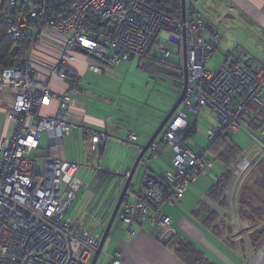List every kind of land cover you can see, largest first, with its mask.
Segmentation results:
<instances>
[{"label":"built area","instance_id":"built-area-1","mask_svg":"<svg viewBox=\"0 0 264 264\" xmlns=\"http://www.w3.org/2000/svg\"><path fill=\"white\" fill-rule=\"evenodd\" d=\"M149 1L0 0L8 34L15 40L26 36L31 42L22 60L0 67V94L7 99L2 108L12 124L10 134L0 138V264H92L99 249L103 234L93 228L102 224L96 215L87 210L85 217L92 224L68 216L82 184L80 165L65 158L64 139L81 130L84 149L99 151L110 137L71 111L74 98L81 94L71 64L81 58L98 73L101 68L91 63V57L115 65L155 53L159 61L154 67L161 63L179 78L177 89L182 92L185 51L188 86L182 104L195 115L205 109L213 112L218 123L209 127L210 143L215 146L227 131L239 129L259 143L252 155L232 162L235 176L228 184L229 168L223 165L224 194L234 195L239 178L264 159V139L252 133L264 126L256 123L264 108V63L237 49L225 53L217 71L210 70L208 62L220 33L203 0H186L185 19L182 13L173 16ZM50 35L56 42L46 39ZM171 43L182 55L179 65L167 60ZM54 78L66 83L64 92L51 87ZM188 129L190 124L179 112L163 130V140L173 152L168 175L172 194L167 198L171 205L215 166L206 150L192 151L184 145ZM43 136L49 141L46 155L41 154ZM128 140L139 154L143 152L137 134L131 133ZM149 149L154 158L157 144ZM144 163L143 157L140 165ZM163 186L146 176L137 201L124 198L117 218L129 226L149 219L161 230L162 239L173 238L172 218L152 204L163 200ZM106 264H123L121 253L115 250Z\"/></svg>","mask_w":264,"mask_h":264},{"label":"crops","instance_id":"crops-1","mask_svg":"<svg viewBox=\"0 0 264 264\" xmlns=\"http://www.w3.org/2000/svg\"><path fill=\"white\" fill-rule=\"evenodd\" d=\"M203 5L214 18L212 23L220 33L216 51L221 50L226 53L242 49L264 63V0H203ZM228 14L232 17H226ZM178 55L182 60V55ZM93 59L97 62L92 63L100 67L102 69L100 73L104 75L96 79L98 84L95 85L94 79H90L93 76L87 77L90 70H84L82 73L73 70V78L81 94L74 98L71 111L86 125L106 132L110 137L101 148L102 150L92 151L88 148L84 149L83 132L79 130L64 139L63 152L66 160L80 165L78 178L82 186L79 192L85 188L90 195L85 206L86 210L95 214L96 220L106 228L126 179L112 176L113 182H108L106 177L100 175L102 173L109 175L108 171H111L129 176L139 155L137 147L129 142V135L137 134V144L146 146L164 119L163 110L169 111L182 93L177 89L178 85L174 86L175 97L169 98L168 101H161L152 107V111L143 117L141 123L138 107L140 104L149 106V101L139 102L137 97L126 94L122 88H118L116 84L118 76L113 72L121 74L120 69L116 70L117 66L125 62L131 64L137 59L138 68L149 73L155 81H164L169 77L174 78L173 80L180 84L182 82L163 64L160 63L154 67L155 62L159 61V56L155 53L152 57H132L129 61L115 65L100 59ZM80 62L84 63L82 58ZM52 81L51 87L55 91L64 92L67 89L66 83L58 78ZM6 103V97L0 94V138L8 136L12 128L2 108ZM179 112L184 113L190 124L184 145L192 151L200 149L210 151L213 160L218 162L217 170H211L207 176L198 177L179 203L169 204L167 198L172 194V184L168 175L172 173L173 152L164 142L162 132L155 140L156 156L151 158L152 151L147 150L144 155L145 163L139 164L128 195L131 202H136L142 191L143 181L148 175L155 176L162 182L165 189L164 201L158 203L155 200L156 202L153 203H157L159 206L156 208L172 218L171 228L175 236L169 240L162 239L161 230L154 227L149 219L138 220L129 226L116 218L110 236L112 243L103 264L109 261L115 250L121 253L123 264H264V234L259 232L262 227L264 228V219H259L262 215L261 208L264 211V199L262 200L264 192L259 199L253 198L259 194L260 187L254 179L242 176L243 182L240 183L239 178L234 195L226 196L224 194L226 185L220 178L225 164L220 159V152L224 150L223 146L228 142L233 144L238 151L237 160L244 157L245 153H241L237 143L230 137L215 146L209 143L206 148H202L203 146L198 143L200 147L192 148L188 140L192 139L199 130L202 131L200 116L204 114L202 116L205 117L204 119L210 116V121L213 123V112L205 109L203 114L195 115L181 104L172 120ZM257 120V125H261L262 114L258 115ZM208 130L206 128V131H202L206 132L207 137ZM230 133L231 131L229 135ZM65 143L69 147H75L79 151L78 155H72L70 158L65 150ZM120 146L123 153L118 154ZM88 151L90 153L86 154ZM227 167L229 168L226 175L228 184L235 176V169L232 164ZM83 170L86 175L81 177L80 173ZM262 176L264 177L263 174ZM105 188L106 191H104ZM249 196H253V206L258 210L256 215L252 213L250 206L243 203L244 197L248 199ZM97 211H100L99 215ZM88 218L85 217L84 220L92 224ZM130 231L135 234H131Z\"/></svg>","mask_w":264,"mask_h":264},{"label":"rangeland","instance_id":"rangeland-1","mask_svg":"<svg viewBox=\"0 0 264 264\" xmlns=\"http://www.w3.org/2000/svg\"><path fill=\"white\" fill-rule=\"evenodd\" d=\"M46 39L51 40V43L56 42V38L54 36H48ZM176 49V45L171 43V54L169 57H167V59L175 64V65H179L180 61H181V57L176 54L174 52V50ZM136 61L130 63H123L120 66L116 67V70L120 69L121 74H119L118 72L114 71L113 73L116 74V76H118L117 79V87L122 88L124 90V92L126 94H132L135 97H137V100L139 102H143V101H149V106H145L144 104H140L138 107V114H139V118L141 119V123L143 120V117L147 114L150 113L152 111V107H154L155 105H157L159 102L161 101H168L169 98H174L175 97V93L173 91V87L176 85H179L180 82H176L173 79H170L169 77L166 80H161V81H155L154 78L147 72H145L143 69L138 68V63H137V59H135ZM91 63L92 62H97V60L93 59L92 57L90 58ZM225 61V53L221 50H217L214 52V56L213 58H211L208 62V68L212 71H217L219 69V67L223 64V62ZM93 65H95L94 63H92ZM102 66V63H101ZM121 67V68H120ZM71 68L72 70L78 71L79 73H82V71L84 70H90V72L88 73L87 77H91L93 76V78L90 79H94V84L97 85L98 84V80L99 78H102L104 73H97L95 71H91V69L88 68V66L84 63L81 62H76V63H72L71 64ZM114 70V69H113ZM102 71V69H101ZM179 79V78H178ZM53 83V81H52ZM264 98V95H263ZM139 99H141L142 101H140ZM165 105L166 102H164ZM148 107V108H147ZM163 112H167L166 110H163ZM201 115L200 116V126H201V130H205L206 128L208 130V128L215 124L217 125V121L214 119L213 123H211L210 121V116L209 118L204 119L205 117ZM214 116V115H212ZM138 118V117H136ZM263 121H264V115H263ZM211 123V124H210ZM202 131H198L192 139L188 140V144L192 147H200L199 145L203 146L202 148H206L208 146V144L210 143L209 138L206 136V132H202ZM252 133L255 134L258 138L261 136H264V126L260 127V128H256L252 130ZM230 138H232L235 143H237L241 153L244 152L245 155H252L253 154V149L256 148V146H259V143L257 141H255V139L251 136V134L249 132H246L242 129H239L237 131L231 130L230 133ZM201 143V144H200ZM41 146L42 148L45 150L41 151L42 155H46L48 148H49V141L47 139L46 136H43L42 140H41ZM65 150L68 154V156L71 158L72 155H78L79 151L75 148V147H69L68 144L65 143ZM117 150V149H116ZM44 152V153H43ZM123 153V149L120 146L118 148V154L119 153ZM90 152H86V154H89ZM209 153V159H211L213 162L215 160H213V156L210 153V151H207V154ZM85 154V153H84ZM94 155V154H93ZM92 155V156H93ZM96 156V155H95ZM166 156V154H165ZM162 158H165L162 156ZM42 162V158H39V163ZM215 166L212 169H208L207 171V175L208 173L213 170H217V166H218V162H214ZM264 171V161H262L256 168L254 167L249 173H247L246 175L244 174V176H248L247 178L249 179H254V180H258L259 178H263L262 174ZM86 172L83 170L80 173V176H85ZM205 174H201V177L207 176ZM243 176V175H242ZM243 176V177H244ZM242 178V177H241ZM240 178V183L243 182V180ZM260 185V184H258ZM242 186V184H241ZM86 189L83 188L78 195L76 196L73 204L71 205L70 209H69V214L68 216L73 218V219H79V218H85V215L87 214V208H85L87 201L89 200V196L88 193L85 191ZM263 190V189H262ZM262 195V191L259 190V194L255 195L253 198H257L259 199ZM251 197V201L252 198ZM264 199V197L262 198V200ZM260 202V201H258ZM252 213L257 214L258 211L254 210L253 208H251ZM260 213H262V215L259 216L260 220L264 219V211H262V208L260 210ZM116 227V225L114 226V228ZM94 229H96V231L99 234H103L104 230H105V225L102 224H95V226L93 227ZM112 243V238H108L103 251L99 257V260L97 262V264H103V260L106 256V254L108 253L110 246Z\"/></svg>","mask_w":264,"mask_h":264},{"label":"trees","instance_id":"trees-1","mask_svg":"<svg viewBox=\"0 0 264 264\" xmlns=\"http://www.w3.org/2000/svg\"><path fill=\"white\" fill-rule=\"evenodd\" d=\"M149 2L151 3L152 6L158 8V9L165 10L173 16L180 17V15L182 13V0H150ZM30 46H31V42L28 39V37L25 36L20 40H15L8 34V30H7V27L5 24V20H4V15L1 11L0 12V67L1 68L9 67V66H12L17 61L22 60L27 55V53L30 49ZM263 111H264L263 109L260 111V114H262V116L264 115ZM262 123L264 125V121ZM229 132L230 131H227L225 136L220 138L216 144L218 145L222 140H228V138L230 137ZM223 147H224V150H223V152H220V159L225 162L224 165L227 166V165L232 164V162H234V161H238L236 159V156L238 155V151H237L236 147L235 148L233 147V144H231V143L229 144V142H228ZM262 161H264V159L261 160L258 163V165ZM226 163H229V164H226ZM262 172L264 175V171H262ZM98 175H99V172H98ZM104 175H106V176H104ZM100 176L106 177L108 182L109 181L113 182L112 175H110V174L107 175V174L102 173ZM255 181L257 183V186L260 187V190L262 192H264V177L259 178L258 180H255ZM258 184H260V185H258ZM106 188L104 189V191H106ZM106 201H107V199L105 200V202ZM243 203L245 205L250 206L249 208H253L254 210L258 211L253 206L254 202L251 201L250 196L248 199H247V197H244ZM152 204H153V206H159L157 203H152ZM97 212H98L97 214L99 215L100 211H97ZM259 232L264 234V228L262 227V230H259Z\"/></svg>","mask_w":264,"mask_h":264},{"label":"water","instance_id":"water-1","mask_svg":"<svg viewBox=\"0 0 264 264\" xmlns=\"http://www.w3.org/2000/svg\"><path fill=\"white\" fill-rule=\"evenodd\" d=\"M185 8H186V0H182V17L183 19H185ZM226 17H232V15L228 14ZM183 64H184V89L181 93V95L179 96L178 100L175 102V104L171 107V109L167 112H165V116L164 119L162 120L160 126L157 128L156 132L154 133V135L152 136V138L150 139L149 143L144 146V150L142 153H140L138 155V157L135 160V163L131 169L130 175H126V174H121V173H113L111 171H108L110 175L115 176L117 178H123L126 179L121 192L118 196V200L117 203L115 205L114 210L112 211V214L110 216L109 222L105 228V231L103 233L102 239H101V243L99 246V249L97 250V252L95 253V256L93 258L92 264H97L99 257L103 251V248L108 240V238L111 236V230L113 228V225L116 221L117 215L119 213V210L121 208V205L123 203L124 198L129 197V189L131 187V183H132V179L134 177V174L136 173L140 161L141 159L144 157L145 153L147 152V150L149 149L150 145L152 143L155 142V140L162 134L163 130L165 129L166 125L172 120L174 114L176 113V111L178 110V108L181 106L182 102H183V98L188 86V79H187V58H186V52L184 51V56H183ZM264 139V136H263ZM151 176L153 178H155L157 181H159L155 176L152 175H148Z\"/></svg>","mask_w":264,"mask_h":264}]
</instances>
